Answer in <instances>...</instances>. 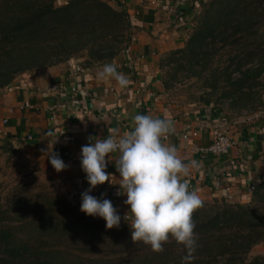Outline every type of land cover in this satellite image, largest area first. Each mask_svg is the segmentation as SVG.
<instances>
[{
	"label": "trees",
	"instance_id": "16d2710c",
	"mask_svg": "<svg viewBox=\"0 0 264 264\" xmlns=\"http://www.w3.org/2000/svg\"><path fill=\"white\" fill-rule=\"evenodd\" d=\"M55 1L0 0V90L21 73L80 52L93 65L128 46L130 16L121 6L111 0ZM159 66L165 90L196 78L210 94L221 88L217 100L233 108L261 104L264 0L205 1L184 45L166 52ZM20 188L0 206V264H189L183 260L187 249L172 238L157 253L131 241V223L107 229L102 218L82 213L78 197ZM193 220L190 264H264L263 256H249L264 242V181L247 203L203 202Z\"/></svg>",
	"mask_w": 264,
	"mask_h": 264
},
{
	"label": "crops",
	"instance_id": "0c3cea01",
	"mask_svg": "<svg viewBox=\"0 0 264 264\" xmlns=\"http://www.w3.org/2000/svg\"><path fill=\"white\" fill-rule=\"evenodd\" d=\"M112 1L111 5L121 6L130 16L128 46L108 62L88 65L86 52H80L63 62L16 76L0 90V142L14 148L35 171L54 181L61 194L81 199V193L89 187L80 167L82 146L95 142L97 137H106L112 129L119 134L132 130L133 118L138 114L171 117L174 131L165 143L175 145L186 163L195 160L201 165L184 178L190 189L203 202H212L224 200V187L229 185L232 199L228 202L247 203L252 195L248 187L264 181V118L249 121L245 113L255 107L233 108L228 101L200 104L173 100L161 81L160 59L184 45L194 17L207 0ZM106 64H114L127 77L126 88H120L114 79L98 78ZM62 84L77 86L79 90L76 95H65L59 89ZM258 94L263 104L264 74ZM25 102L32 106L22 107ZM61 104L65 106L59 107ZM51 106L56 107L54 119L49 116ZM187 122L197 135L182 139L178 133ZM214 125H228L235 146L222 155L196 152L195 145L209 143ZM55 138L57 145L53 146ZM51 151L69 165L67 170L55 171L48 159ZM117 159V153L109 156V182L98 185L90 195L110 200L121 221L131 223L124 189H119ZM257 255L264 257V242L253 246L249 253L250 257Z\"/></svg>",
	"mask_w": 264,
	"mask_h": 264
},
{
	"label": "clouds",
	"instance_id": "9594fccd",
	"mask_svg": "<svg viewBox=\"0 0 264 264\" xmlns=\"http://www.w3.org/2000/svg\"><path fill=\"white\" fill-rule=\"evenodd\" d=\"M98 78L114 79L122 89L129 84L114 64L104 65ZM173 131L171 117L161 119L138 114L133 118L132 130L119 134L112 129L106 137H97L95 142L82 146L80 167L89 187L81 193L80 211L102 218L107 229L119 228L121 216L112 202L90 195L98 185L109 182L112 175L106 171L109 156L117 153L115 167L121 179L119 189H124V204L132 215L131 241H141L160 253L172 238L185 246L187 254L183 260L190 264L196 249L193 214L203 206V199L190 189L184 178L201 165L195 160L186 163L175 145L165 143ZM57 138L53 144L57 143ZM48 159L58 173L69 167L57 152H49Z\"/></svg>",
	"mask_w": 264,
	"mask_h": 264
},
{
	"label": "rangeland",
	"instance_id": "374dc122",
	"mask_svg": "<svg viewBox=\"0 0 264 264\" xmlns=\"http://www.w3.org/2000/svg\"><path fill=\"white\" fill-rule=\"evenodd\" d=\"M64 1L66 0H56L55 5ZM112 2L111 0L110 3ZM165 91L173 100L200 101V104H205V101L209 100L214 104L216 101L219 102L217 99L221 88L210 94V91L203 86L202 80L186 78ZM259 105L262 104L256 102L250 108ZM8 147L6 143L0 142V206L6 205L11 195L21 190L20 186L22 185L26 186L25 192H47L54 197L65 196L60 193L59 187L54 181L35 171L30 162L17 153L14 148Z\"/></svg>",
	"mask_w": 264,
	"mask_h": 264
},
{
	"label": "built area",
	"instance_id": "2783aa9c",
	"mask_svg": "<svg viewBox=\"0 0 264 264\" xmlns=\"http://www.w3.org/2000/svg\"><path fill=\"white\" fill-rule=\"evenodd\" d=\"M184 0H181V2ZM68 87L65 84L59 86V89L65 93V95H76L78 92L77 86H72L68 92ZM262 104V103H261ZM32 105L29 102L23 103L22 107H31ZM65 104H61L59 107H63ZM55 106L48 107L50 119H54L56 116ZM12 109L9 110L11 112ZM246 119L249 121H254L260 118H264V103L255 107L250 113H245ZM6 122V119H3V123ZM197 135V131L192 127L190 122L184 124L182 130L178 133L182 139H187L188 137H195ZM29 136L28 138H30ZM169 137V136H168ZM167 137V138H168ZM166 138V139H167ZM54 142V141H53ZM235 140L229 134V126L228 125H214L210 129V141L207 145H195L193 149L200 154H213V155H222L228 153L230 149L235 146ZM57 143L53 144L56 146ZM218 185V183H217ZM255 189V185H250L248 190L252 192ZM225 196L224 199L229 201L232 199L231 195V187L229 185L224 187Z\"/></svg>",
	"mask_w": 264,
	"mask_h": 264
}]
</instances>
